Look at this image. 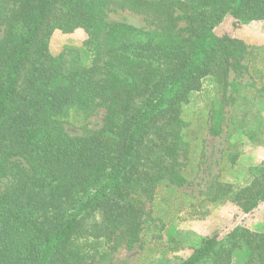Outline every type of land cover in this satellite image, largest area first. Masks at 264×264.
<instances>
[{
	"label": "trees",
	"instance_id": "obj_1",
	"mask_svg": "<svg viewBox=\"0 0 264 264\" xmlns=\"http://www.w3.org/2000/svg\"><path fill=\"white\" fill-rule=\"evenodd\" d=\"M114 5L156 28L109 21ZM227 17L264 21V0H0V181L10 180L0 190V264H103L133 249L146 222L165 225L196 203L157 197L197 177L203 132L222 134L232 94L253 101L227 80L251 54L241 39L217 34ZM78 29L90 64L74 49L51 53L55 31ZM209 76L224 84L223 99L193 109L190 96ZM101 108L100 129L67 131ZM261 168L246 185L218 182L206 200L252 213L264 203ZM231 236L233 249L243 244L249 262L264 264V232ZM221 243L204 240L181 264H200Z\"/></svg>",
	"mask_w": 264,
	"mask_h": 264
},
{
	"label": "rangeland",
	"instance_id": "obj_2",
	"mask_svg": "<svg viewBox=\"0 0 264 264\" xmlns=\"http://www.w3.org/2000/svg\"><path fill=\"white\" fill-rule=\"evenodd\" d=\"M109 21L123 22L146 29L156 28V21L148 15L133 13L119 6H112ZM218 35H230L241 39L251 54L242 62L241 72L231 70L228 82H237L243 95L252 99L251 104L237 101L231 87L226 96L232 94L225 107V123L220 136L214 137L205 130L204 155L200 161L197 177L183 187L171 189L162 186L157 199L162 195L171 196L173 203H179L185 197L195 198L194 205H180L181 211L175 213L165 225L155 221L141 233L133 249L122 246L103 264H181L202 245L203 241L218 235L222 240L217 253L200 264H223L230 253L228 264H260L249 262L250 252L243 244L234 247L237 241L231 234L237 229L264 232V203L250 214H245L234 201L223 204L208 200L218 182L235 186L250 183L255 175L260 176L264 165V21L239 22L227 17L216 29ZM83 29L76 33L55 31L50 39V50L54 55L65 49H74L80 53L85 64L91 63V55L84 48ZM224 84L213 76L202 80V88L191 96V107L203 110L223 99ZM236 100V101H235ZM106 110L99 109L83 125H67L72 135H82L86 129L98 130L104 124ZM260 169V170H259ZM10 180L0 181V190L5 189ZM174 194V195H173ZM176 205V204H175ZM151 203H147L150 210ZM148 217H146L147 219ZM231 236V237H230ZM233 249V250H232Z\"/></svg>",
	"mask_w": 264,
	"mask_h": 264
}]
</instances>
